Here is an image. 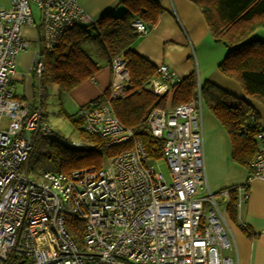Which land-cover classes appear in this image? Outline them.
I'll use <instances>...</instances> for the list:
<instances>
[{"label":"built area","instance_id":"2783aa9c","mask_svg":"<svg viewBox=\"0 0 264 264\" xmlns=\"http://www.w3.org/2000/svg\"><path fill=\"white\" fill-rule=\"evenodd\" d=\"M86 20L80 0L0 5V264H235L223 255L235 246L227 210L230 194L236 192L240 213L251 181H264V133L257 136L248 181L222 190L218 200L206 177L201 93L171 110L155 108L148 126L154 138L165 141L168 181L155 167L159 160L148 157L114 113L111 100L123 97L129 81L121 56L111 63L110 98L81 106L78 116L83 129L104 138L107 147L132 140V148L107 158L100 169L45 172L38 178L21 174L35 138L53 133L42 109L45 63L40 49L32 68L35 98L15 93L20 54L30 47L23 29L35 26L40 46L51 51ZM132 26L139 38L148 34L144 22L134 19ZM158 73L147 86L155 95H165L182 81L166 64Z\"/></svg>","mask_w":264,"mask_h":264},{"label":"trees","instance_id":"16d2710c","mask_svg":"<svg viewBox=\"0 0 264 264\" xmlns=\"http://www.w3.org/2000/svg\"><path fill=\"white\" fill-rule=\"evenodd\" d=\"M216 43L227 48L228 53L219 65L220 71L235 80L246 96L264 104V42L252 39L257 29H264V0H195ZM124 12L104 15L95 24L76 25L51 51L41 50L45 63L41 89L45 79L55 84L63 93H71L92 79L100 66L94 59L92 48L105 53L112 60L123 57L129 75L127 89L122 98L111 100L117 119L134 133L153 160H162L163 139L152 136L148 117L155 108L171 110L188 103L201 93L202 100L226 129L232 145V159L248 168L257 152V136L261 132L260 114L244 99L238 98L212 83L200 84L193 72L163 96L147 90L150 81L159 76L155 64L136 53L132 46L139 38L132 26L134 19L147 25L156 24L164 9L156 0H122ZM110 88L93 102L105 103L111 95ZM76 126L85 144L82 148H69L53 141L41 154L38 163L45 172L70 174L89 168L100 169L107 158L118 156L133 146V141L107 147L104 138L91 135L83 129L78 116L66 115ZM34 151V149H33ZM33 151L27 162L34 159ZM229 218L239 225L250 238H255L248 226L240 224L237 196L231 190L228 205ZM76 236V232H72Z\"/></svg>","mask_w":264,"mask_h":264},{"label":"crops","instance_id":"0c3cea01","mask_svg":"<svg viewBox=\"0 0 264 264\" xmlns=\"http://www.w3.org/2000/svg\"><path fill=\"white\" fill-rule=\"evenodd\" d=\"M122 0H80L87 20L79 25L95 24L104 15L113 12L120 15L124 12ZM164 9L156 24L148 34L136 40L132 49L157 67L168 65L181 79L193 72L197 73L200 84L212 83L224 91L244 99L260 114V126L264 133V104L244 93L235 80L224 75L219 65L225 59L228 50L222 44L216 43L205 17L195 4V0H156ZM24 36L31 43L40 47L35 26L23 29ZM252 39L264 42V29H257ZM33 55L22 54L14 76L16 96L25 100L35 98V81L32 68L37 58ZM94 59L100 66V71L90 80L84 82L72 95L79 109L81 106L102 97L112 85V66L107 61L105 53L92 48ZM29 76V93L17 94L18 82H25L24 75ZM202 129L204 139V159L206 177L209 189L213 193L241 186L248 181L250 170L232 159V145L226 129L216 118L211 109L204 105L202 108ZM249 198L240 210V221L246 224L256 235L254 238L229 221L230 237L233 248L230 256L235 264H264V181L253 179L249 187ZM227 256V255H225Z\"/></svg>","mask_w":264,"mask_h":264},{"label":"rangeland","instance_id":"374dc122","mask_svg":"<svg viewBox=\"0 0 264 264\" xmlns=\"http://www.w3.org/2000/svg\"><path fill=\"white\" fill-rule=\"evenodd\" d=\"M0 5L8 8L9 0H0ZM37 49H39L38 45L33 42L27 50V54L33 55V52L37 51ZM24 53L26 52L21 53L20 57ZM23 75L25 82L20 81L16 85L17 94H19L20 96L25 95V93L28 94L29 83H33V79L30 81L29 76H25L26 73ZM35 89H38L37 83H35ZM204 105H206V103L203 101L202 108L204 107ZM42 109L45 116H47L49 125L53 133L49 137L39 136L35 138L33 151L34 159L24 163L20 167L21 174L27 177L38 178L42 176L44 170L42 169L41 164L37 162V160H39L43 152L48 150L52 143V140L58 141L69 148H73L70 144L73 141L83 142L75 124L66 116L73 115L76 118L78 117L79 107L74 102L72 93H63L55 84L45 79V83L43 85ZM155 167L158 171L162 172L165 175L168 181L170 180V170L164 160H159ZM214 194H216V199L219 200L221 198L219 195H217V193ZM229 221L230 223L233 222L231 219H229ZM232 224L235 225L236 223L233 222ZM230 254L231 253L229 250L223 252L224 256H230Z\"/></svg>","mask_w":264,"mask_h":264}]
</instances>
